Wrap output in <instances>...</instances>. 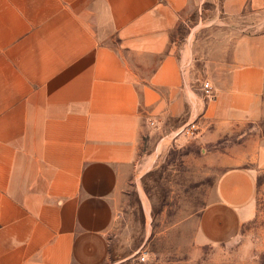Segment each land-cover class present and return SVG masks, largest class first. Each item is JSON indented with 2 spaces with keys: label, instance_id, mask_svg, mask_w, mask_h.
I'll use <instances>...</instances> for the list:
<instances>
[{
  "label": "crops",
  "instance_id": "0c3cea01",
  "mask_svg": "<svg viewBox=\"0 0 264 264\" xmlns=\"http://www.w3.org/2000/svg\"><path fill=\"white\" fill-rule=\"evenodd\" d=\"M263 10L264 0H0V264L124 256L111 236L120 194L196 118L203 144L250 126L214 152L220 171L198 222L201 241L235 238L264 171V33L206 30ZM199 13L194 40L181 37Z\"/></svg>",
  "mask_w": 264,
  "mask_h": 264
},
{
  "label": "rangeland",
  "instance_id": "374dc122",
  "mask_svg": "<svg viewBox=\"0 0 264 264\" xmlns=\"http://www.w3.org/2000/svg\"><path fill=\"white\" fill-rule=\"evenodd\" d=\"M202 16L199 13L190 26L184 25L181 37L189 36ZM214 26L206 35L222 40L236 27L240 32L264 33V10L231 25ZM246 131L250 126L203 144L198 135L180 130L167 144H159L153 166L132 176L118 198L111 236L125 244V252L113 264H264V171L258 175L254 212L235 238L208 242L197 236L199 216L220 171V157L214 152L241 140ZM151 147L157 149L156 142ZM142 254L145 260L140 259Z\"/></svg>",
  "mask_w": 264,
  "mask_h": 264
},
{
  "label": "built area",
  "instance_id": "2783aa9c",
  "mask_svg": "<svg viewBox=\"0 0 264 264\" xmlns=\"http://www.w3.org/2000/svg\"><path fill=\"white\" fill-rule=\"evenodd\" d=\"M203 90L206 97H213L214 96V88L211 81L206 80L203 83ZM200 131V124L198 118L188 122L183 126L182 132L187 136H195ZM141 260H145L146 256L144 254L140 255Z\"/></svg>",
  "mask_w": 264,
  "mask_h": 264
}]
</instances>
